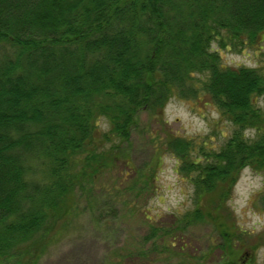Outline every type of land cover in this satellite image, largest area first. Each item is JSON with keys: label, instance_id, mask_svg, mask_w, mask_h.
Listing matches in <instances>:
<instances>
[{"label": "trees", "instance_id": "obj_1", "mask_svg": "<svg viewBox=\"0 0 264 264\" xmlns=\"http://www.w3.org/2000/svg\"><path fill=\"white\" fill-rule=\"evenodd\" d=\"M263 39L264 0H0V264H37L77 206L104 192L99 178L119 158L136 174L122 204L148 192L156 177L127 154L139 112L205 95L233 125L225 144H201L193 157L190 138L163 142L195 185L194 207L171 225L148 222L114 262L131 252L150 261L179 238L184 253L191 227L210 223L221 238L208 252L240 264L225 202L245 167L264 182V54L254 67L228 65L221 50ZM193 260L181 264H210Z\"/></svg>", "mask_w": 264, "mask_h": 264}, {"label": "rangeland", "instance_id": "obj_2", "mask_svg": "<svg viewBox=\"0 0 264 264\" xmlns=\"http://www.w3.org/2000/svg\"><path fill=\"white\" fill-rule=\"evenodd\" d=\"M213 46L218 47L215 43ZM221 53L228 65L254 67L259 64L260 55L264 54V39L257 49H222ZM258 100L260 105L264 104V96ZM139 117L132 149L127 154L134 167L142 168L147 176L153 172L156 177L151 179L148 192L135 197V202L122 204L127 202L126 197L130 201L134 196L135 192L130 187L136 174L133 171L125 174L124 158H119L116 166L106 170L99 178V183L105 185L104 192L90 197L93 199L90 205L80 203L77 206L74 218L63 226L57 242L37 264H115V256L120 249L138 247L136 240L147 232L148 222L160 221L171 225L176 216L194 207L195 185L190 176L180 170V161L163 145L165 136L172 134L190 138L191 155L197 157L201 144L206 148H220L225 144L233 130L232 123L220 114L208 95L190 99L172 96L162 113L153 114L142 109ZM100 121L101 128L108 130L106 119ZM246 132L248 137L255 136L252 129ZM263 190V176L253 168L245 167L232 187L231 198L225 202L229 220L226 223H229L230 231H235L234 245L237 249L241 246L236 254L245 252L240 264H264ZM145 212L153 220L146 221ZM220 238L212 224L200 223L191 227L185 235L184 240L188 244L184 253L178 249L179 238L171 249L164 251L160 246L156 254L148 255L150 261L137 252H131L124 261L125 264H181L200 256L202 260H209L210 264H217L220 261L219 252L208 250Z\"/></svg>", "mask_w": 264, "mask_h": 264}, {"label": "flooded vegetation", "instance_id": "obj_3", "mask_svg": "<svg viewBox=\"0 0 264 264\" xmlns=\"http://www.w3.org/2000/svg\"><path fill=\"white\" fill-rule=\"evenodd\" d=\"M248 252H246V254H247Z\"/></svg>", "mask_w": 264, "mask_h": 264}]
</instances>
